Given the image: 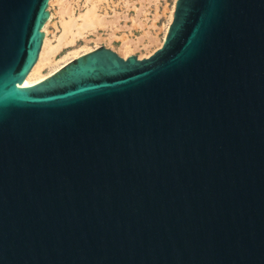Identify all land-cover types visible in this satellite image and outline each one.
<instances>
[{"label":"water","instance_id":"1","mask_svg":"<svg viewBox=\"0 0 264 264\" xmlns=\"http://www.w3.org/2000/svg\"><path fill=\"white\" fill-rule=\"evenodd\" d=\"M49 1L0 0V264H264V0L24 85Z\"/></svg>","mask_w":264,"mask_h":264},{"label":"rangeland","instance_id":"2","mask_svg":"<svg viewBox=\"0 0 264 264\" xmlns=\"http://www.w3.org/2000/svg\"><path fill=\"white\" fill-rule=\"evenodd\" d=\"M174 2L175 0H52L49 3L52 16L49 20L47 19L48 21L46 20L47 32L52 43H56V37L62 31L61 18L71 17L80 22L82 20L80 14L92 3L95 4L97 14L113 19L106 25L84 29L81 34L76 35L72 42L61 46L55 55V61H63L66 54L72 50H78L81 53L84 48L94 46V39L98 34L104 37L98 40V46L111 47L124 57L133 53L139 57L148 56L149 52H146V48L142 45L140 49L125 53L119 50V46L125 38L138 43H147L149 35L157 36L160 41L164 37ZM62 5H66L68 10H62ZM111 31H114L115 36L108 41L105 36ZM156 47L158 46L152 48ZM49 66H43L42 71L47 72Z\"/></svg>","mask_w":264,"mask_h":264},{"label":"bare ground","instance_id":"3","mask_svg":"<svg viewBox=\"0 0 264 264\" xmlns=\"http://www.w3.org/2000/svg\"><path fill=\"white\" fill-rule=\"evenodd\" d=\"M50 1H52V0H50ZM50 1H49V3H50ZM174 7H175V2L172 6V9H171V12H170V15L168 18L169 22L166 26L164 37L161 38L160 41H159V39H157V36H155V35H149L147 43H138L137 41H132L129 39L126 40V38H125V40H122V43L119 46V50L121 52L124 51V53H125V52L132 51L133 49H140L141 48L140 45H142L144 48H146V52H149L147 54V55H149L150 53H152V51H154L155 49L160 47V45L162 44V42L166 36V33L168 31L169 24L173 18ZM48 9H49V7H48ZM62 10L67 11L68 7H66V5H62ZM80 15H81V19H82L80 22L76 21L74 18H71V17H69V19H65L63 17L61 18L62 31L56 37V43H52V41L48 35V32H47L46 21H45V24L43 25V28H42L44 31V38H43L42 47H41V50L39 53V57H38L37 61L35 62V64L33 65V67L31 68V70L29 71L25 80L23 81L24 85L35 83L37 81L44 79L45 77L51 75L53 72L58 70L60 67H62L63 65H65L66 63L71 61L73 58H75V57H77V56H79V55H81L87 51H90L95 47H98V40L100 38H104L102 35H99V34L94 39V41H95L94 46H88V47L84 48L81 53L78 50H72L70 53L66 54L67 56L64 57L63 61H61V62L55 61V55L60 50L61 46L66 44V43L72 42L74 40V38L76 37V35L81 34L84 29L95 28L97 26L106 25V24L113 21V19H107L104 16H100L99 14H97V12L95 10V4H93V3H92V5H88L86 10ZM51 16H52V13L49 10L48 20L51 18ZM113 36H115L114 31H111L107 36H105V38L109 41ZM156 45L158 47L153 49L152 47H154ZM47 65H50L48 68V71L43 72L42 67L47 66Z\"/></svg>","mask_w":264,"mask_h":264}]
</instances>
